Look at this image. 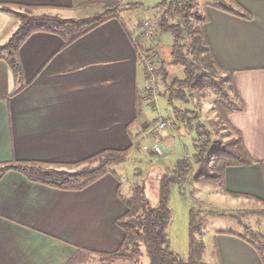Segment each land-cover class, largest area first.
I'll use <instances>...</instances> for the list:
<instances>
[{"label":"crops","instance_id":"crops-1","mask_svg":"<svg viewBox=\"0 0 264 264\" xmlns=\"http://www.w3.org/2000/svg\"><path fill=\"white\" fill-rule=\"evenodd\" d=\"M228 1L236 10H206L205 33L220 68L233 75L243 107L229 120L253 162L226 168L224 190L264 213V0ZM71 4L0 0L52 13L72 10ZM13 29L12 15L0 11V46ZM135 32L119 15L65 48L57 35L32 34L19 50L25 80L19 92L0 59V167L75 163L130 147L140 63ZM121 186L106 175L82 191H61L14 171L0 174V264H66L77 249L91 253L87 264H99L124 238L116 225L125 213ZM228 236L215 239L220 264H264L251 245Z\"/></svg>","mask_w":264,"mask_h":264},{"label":"trees","instance_id":"trees-1","mask_svg":"<svg viewBox=\"0 0 264 264\" xmlns=\"http://www.w3.org/2000/svg\"><path fill=\"white\" fill-rule=\"evenodd\" d=\"M197 0H162L150 8L153 15L152 25L160 31L170 33L174 38L170 63L183 68L182 79L168 81V73L164 62L155 58V72L161 80L162 92L168 104L173 109V121L188 130L195 126L193 121L198 119V113L187 108L188 105L199 103L208 95L213 96L212 112L214 118L209 122V128L198 132L193 146L197 153L191 158L194 165L191 169L188 161H179L172 176L160 177L159 202L153 208L146 196L143 185L135 184L130 195L125 196L118 188L117 195L125 206V213L116 220V225L123 231L124 238L120 247L113 253L104 254V260L110 259L122 263H138L146 255L148 264H201L200 257L204 252L201 237L203 215L191 208L189 211V248L187 261L180 260L169 249L167 241V227L171 219L169 207L170 187L174 184L186 183H214L224 188V171L228 167L251 164L240 132L230 123V116L241 110L243 102L237 91L233 75L225 74L220 68L213 54L205 33L208 22L206 10L209 8L232 12L225 6L207 2L205 12L196 8ZM226 3L229 1L224 0ZM230 4V3H229ZM12 8L0 5V11L12 15L18 24L9 39L0 46V59L3 60L12 73L16 91L25 87L24 74L19 50L22 44L34 33H50L63 39V48L71 45L87 33L98 28L106 21L119 17V12L125 9L123 0H72V9L96 8V12L87 18H61L57 15L37 13L41 7L15 5ZM130 6V7H129ZM127 9H134L138 4L129 5ZM132 27V26H131ZM133 32L141 28L137 25ZM144 47L137 40V48ZM137 52V49L134 48ZM139 57V56H138ZM140 60V57L138 58ZM147 80L146 70L143 73ZM148 102L146 92L137 89L135 97V114L138 118L142 113V106ZM153 105V102H149ZM192 115V117H189ZM224 134L233 138L224 143ZM141 148L134 144L124 150H104L85 160L75 163H48L38 161H12L0 167V174L9 171L21 174L28 181L41 184L61 191H82L106 175H112L120 180L116 168L127 161L132 150ZM206 152L205 155L203 153ZM197 166L199 167L197 170ZM194 174V175H193ZM234 235L251 245L259 254L252 242L230 232L222 233ZM214 256L219 262V252L214 242ZM91 253L77 249L66 264H87Z\"/></svg>","mask_w":264,"mask_h":264},{"label":"rangeland","instance_id":"rangeland-1","mask_svg":"<svg viewBox=\"0 0 264 264\" xmlns=\"http://www.w3.org/2000/svg\"><path fill=\"white\" fill-rule=\"evenodd\" d=\"M162 0H123L125 9L119 12L120 18L124 20L127 27H135L143 22H150L153 35L151 38L140 37L142 28L135 32L137 40L141 39L144 47L138 49L140 63L138 65L139 74L137 76L138 89L146 92L148 102L142 106L141 115L136 118L130 132L133 135L132 141L140 146V150H132L126 162L120 164L116 168L117 174L120 176L122 183L121 193L125 196L130 195L131 188L135 184L143 185L146 196L150 201V205L155 208L159 202V179L162 175L172 176L173 169L179 161H188L191 169L194 165L191 158L197 149L193 146V140L197 139L198 132L205 131L209 126V122L214 118L212 112L213 96L208 95L200 100L199 103L188 105L187 108L193 109L198 113V119L194 120V127L188 130L185 126L173 123L175 130L171 128L170 117L173 114V109L168 104L167 100L161 96L162 87L161 80L158 78L154 66L155 58L159 57L165 65V70L168 73V81L173 79H182L183 68L170 63L171 52L174 43L173 36L168 32H162L157 26H153V15L150 8L160 3ZM209 2L211 4L219 3L227 9L236 10L235 6L226 3L224 0H197L196 8L204 13V5ZM138 4L134 9H127L129 5ZM130 7V6H129ZM96 12V8L87 9H72L63 12L38 11L37 13H47L49 15H57L61 18H87L91 17ZM14 18V17H13ZM17 20L14 18V32L17 28ZM138 57V58H139ZM143 59V60H142ZM152 62V63H151ZM145 67L151 64L154 67L153 74L150 75ZM146 70L147 80L143 73ZM155 81V91H158L159 96L156 101H153L152 90H145L148 86V81ZM149 102H153L151 105ZM173 117V116H172ZM192 117V115H189ZM158 120H165L167 128L156 137H145L144 133ZM179 129H178V128ZM199 130L197 132V128ZM209 128V127H208ZM233 138L231 135L224 134L222 141L228 143ZM154 145H158L162 155L156 156L151 153ZM206 152L203 153L205 155ZM196 189L188 178L186 183L174 184L170 187L169 207L172 215L167 227V241L169 249L180 260L187 261L190 255L189 248V211L191 208L200 211L202 232L199 237L204 243V251L211 249L214 255V242L228 235L222 233H233L252 242L258 248V252L264 261V213L250 211L251 203H236L232 199H227L221 202L215 200L213 193H208L204 198H198L194 195ZM99 264H132L122 263L106 259L100 261ZM148 264V259L145 254L141 257L138 263Z\"/></svg>","mask_w":264,"mask_h":264},{"label":"built area","instance_id":"built-area-1","mask_svg":"<svg viewBox=\"0 0 264 264\" xmlns=\"http://www.w3.org/2000/svg\"><path fill=\"white\" fill-rule=\"evenodd\" d=\"M141 33H140V37H144V38H151L153 35V31L150 25V22H143L141 24ZM137 37H132V44L133 47L137 49V55L139 54L138 49L137 48ZM143 60V59H142ZM145 67V63H142ZM147 72L150 73V75L153 74L154 71V67L151 66V64H148L147 67H145ZM155 81L152 79L151 81H148V86L145 88V90H152V98L153 101H156V99L159 96L158 91H155L154 87H155ZM167 128V122L165 120H158L157 122H155L150 128L149 130H147L143 136L145 137H156L158 136L163 130H165ZM151 153L156 155V156H161L162 152L160 150V148L158 147V145H154L151 149Z\"/></svg>","mask_w":264,"mask_h":264},{"label":"clouds","instance_id":"clouds-1","mask_svg":"<svg viewBox=\"0 0 264 264\" xmlns=\"http://www.w3.org/2000/svg\"><path fill=\"white\" fill-rule=\"evenodd\" d=\"M199 167L197 166L196 170ZM194 175V174H193ZM196 191L194 195L198 198H204L206 194L213 193L215 196V200L217 202H221L229 199V194H227L222 186L214 183H192ZM234 204L238 203V201H233ZM201 264H218L217 258L212 254L211 249H207L203 252L200 257Z\"/></svg>","mask_w":264,"mask_h":264}]
</instances>
